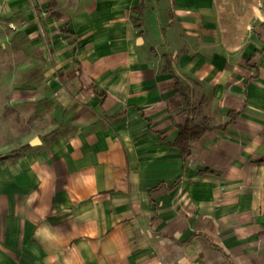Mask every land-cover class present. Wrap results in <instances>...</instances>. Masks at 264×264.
<instances>
[{
	"label": "crops",
	"instance_id": "1",
	"mask_svg": "<svg viewBox=\"0 0 264 264\" xmlns=\"http://www.w3.org/2000/svg\"><path fill=\"white\" fill-rule=\"evenodd\" d=\"M3 27L0 264H264V0H0Z\"/></svg>",
	"mask_w": 264,
	"mask_h": 264
},
{
	"label": "rangeland",
	"instance_id": "2",
	"mask_svg": "<svg viewBox=\"0 0 264 264\" xmlns=\"http://www.w3.org/2000/svg\"><path fill=\"white\" fill-rule=\"evenodd\" d=\"M38 32H39V37L43 40V41H47V33H44L42 28L38 25ZM4 29H0V38L2 39V46L4 45V47L2 49H0V59H1V63H0V67L1 70H4V68H8V66H12L11 64H9V61H11V58L15 57L17 59H24V48H21V46H16L15 42L17 40H21L22 43L24 42V38L23 35L21 33H13V31L11 30V27H3ZM46 35V36H45ZM6 43V44H5ZM7 45V46H6ZM38 55V54H37ZM23 61V60H22ZM1 82V81H0ZM8 88V85L6 83L3 84V82L0 83V104L2 103V105L6 103V99L7 97L4 98V92L5 90ZM7 91V90H6ZM6 94V93H5ZM1 116H6L7 112L3 111L0 112Z\"/></svg>",
	"mask_w": 264,
	"mask_h": 264
},
{
	"label": "trees",
	"instance_id": "3",
	"mask_svg": "<svg viewBox=\"0 0 264 264\" xmlns=\"http://www.w3.org/2000/svg\"><path fill=\"white\" fill-rule=\"evenodd\" d=\"M190 112L192 114L191 117L187 118L179 128L178 145L184 151V155L190 153V144L201 137L206 129L203 125L195 123L196 108L192 107Z\"/></svg>",
	"mask_w": 264,
	"mask_h": 264
},
{
	"label": "built area",
	"instance_id": "4",
	"mask_svg": "<svg viewBox=\"0 0 264 264\" xmlns=\"http://www.w3.org/2000/svg\"><path fill=\"white\" fill-rule=\"evenodd\" d=\"M45 12L44 11H40L39 13H37L36 15V19H37V23L38 25L42 28L43 32H44V23H43V18H44ZM45 33V32H44ZM46 36V35H45Z\"/></svg>",
	"mask_w": 264,
	"mask_h": 264
}]
</instances>
